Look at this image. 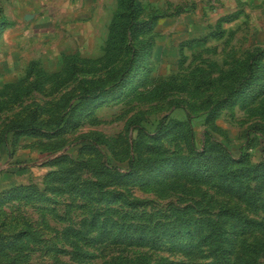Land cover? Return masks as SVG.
Returning a JSON list of instances; mask_svg holds the SVG:
<instances>
[{
    "label": "rangeland",
    "instance_id": "1",
    "mask_svg": "<svg viewBox=\"0 0 264 264\" xmlns=\"http://www.w3.org/2000/svg\"><path fill=\"white\" fill-rule=\"evenodd\" d=\"M222 250L264 264V0H0V264Z\"/></svg>",
    "mask_w": 264,
    "mask_h": 264
},
{
    "label": "trees",
    "instance_id": "2",
    "mask_svg": "<svg viewBox=\"0 0 264 264\" xmlns=\"http://www.w3.org/2000/svg\"><path fill=\"white\" fill-rule=\"evenodd\" d=\"M156 18H154V19H152L150 22H148V25H150L151 27L152 26H154V24H155V22H156V20H155ZM214 252H216V249H214ZM215 257V260H216V258L218 259V263L219 264H226V257H225V253L223 252V250L222 251H220L219 252V254H217V256H216V254L214 255ZM226 261V262H225Z\"/></svg>",
    "mask_w": 264,
    "mask_h": 264
},
{
    "label": "crops",
    "instance_id": "3",
    "mask_svg": "<svg viewBox=\"0 0 264 264\" xmlns=\"http://www.w3.org/2000/svg\"><path fill=\"white\" fill-rule=\"evenodd\" d=\"M206 2H210L211 0H209V1H207V0H205Z\"/></svg>",
    "mask_w": 264,
    "mask_h": 264
},
{
    "label": "water",
    "instance_id": "4",
    "mask_svg": "<svg viewBox=\"0 0 264 264\" xmlns=\"http://www.w3.org/2000/svg\"><path fill=\"white\" fill-rule=\"evenodd\" d=\"M207 1H209V0H207Z\"/></svg>",
    "mask_w": 264,
    "mask_h": 264
}]
</instances>
